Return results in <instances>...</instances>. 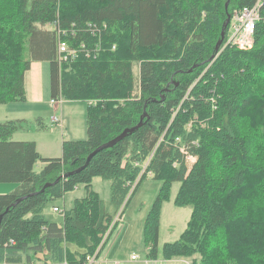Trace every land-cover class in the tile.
Segmentation results:
<instances>
[{"label":"trees","instance_id":"16d2710c","mask_svg":"<svg viewBox=\"0 0 264 264\" xmlns=\"http://www.w3.org/2000/svg\"><path fill=\"white\" fill-rule=\"evenodd\" d=\"M258 1L253 47L225 45L226 32L216 52L228 14ZM4 5L0 103L25 102V73L45 61L51 98L88 108L86 140H64L56 158H43L33 141L12 140L17 122L0 123V183L17 184L0 194V263L31 264L34 251L44 253V264H85L132 189L150 176L162 185L144 222L147 256L199 254L202 264H214L211 240L229 230L239 249L223 264H252L243 254L249 250L264 264V208L255 206L264 193L248 187L256 179L264 187V150L256 166L244 136L250 127L264 133V97L251 95L264 86V0H0ZM61 40L78 50L74 59L60 58ZM80 42L103 49L87 58ZM253 112V123L244 121ZM38 161L45 163L39 172ZM97 177L111 182L110 204L91 188ZM175 182L174 204L190 207L191 216L159 254L161 212ZM81 184L88 193L64 212L63 225L45 219L48 202Z\"/></svg>","mask_w":264,"mask_h":264},{"label":"rangeland","instance_id":"374dc122","mask_svg":"<svg viewBox=\"0 0 264 264\" xmlns=\"http://www.w3.org/2000/svg\"><path fill=\"white\" fill-rule=\"evenodd\" d=\"M8 6L9 5L1 6L0 14H3L5 10L8 9ZM46 27L52 28L51 25H47ZM103 27H106V24ZM99 39H101V37ZM100 48L103 49L102 47ZM25 58L27 59L28 56ZM134 70L138 75L139 68L136 66ZM138 83L137 85H139ZM45 86L46 89L44 90V94L38 102H10L6 105L0 103V123H6L8 121L17 122L18 128L12 134L11 139L33 141L37 144L38 150L43 158H56L62 156V142L64 140H86L88 106L84 101H71L63 98H60L56 104H52L50 81L48 82L47 75ZM246 91L247 93L251 92L247 89ZM259 91L260 92L253 90L251 92L255 101L257 100V96H260V99L264 97L261 95V92H264V86H262ZM254 113L255 112L250 115L249 119L244 118V121L247 120V122L253 123L250 122V120L254 121ZM53 116H58L60 119L63 117V125L60 126L52 123L51 118ZM197 121L200 123V126L203 128L205 127V121ZM256 128L257 127H250L248 130L249 134H244V136L247 145H250L252 148V156L255 158L253 163H255L256 166H260L259 164H261L262 161L259 160V156L261 151L264 150V133L260 134ZM194 162V156L188 159V163L193 164ZM44 165L45 163H43V161H38L35 170L37 172L41 171ZM161 185V180L147 176L136 188L134 187L132 189L119 209L121 210L122 216L117 226L115 227L116 224L113 225L112 221L114 217L107 225L106 231L111 227L112 230L109 233L111 236L99 255L100 260L104 259L107 261V263L103 264H112L113 261L117 260L121 261V264H144L147 256V249L143 243L144 222ZM16 186L17 184L15 183H0V194L10 193ZM110 187L111 182L100 177L95 178L91 186L93 190L99 193L102 199H109ZM248 187H250V191L260 190V192L264 193V187H260L259 179L253 181V183H248ZM179 188L180 183L175 182L172 187L170 200H167L163 205L161 212L159 254H161L165 243L174 242L180 238L191 216L190 207H177L174 204V199ZM87 193L88 190L86 186L81 184L74 191L66 193L63 198L51 200L46 204L43 211L45 219L62 223L64 220V212L72 209L75 200L85 197ZM255 200H259L255 203V206L262 210L264 208L262 204L264 203V194H257ZM54 206H58L61 211H54ZM104 233L101 239L106 235ZM230 239L233 240L229 230L228 232L227 230L222 232V234L217 233L216 237L212 238L210 247V251H212L210 260H213L212 263L223 264L224 262L227 263L228 259L233 260V255L237 252L234 249L239 248H237ZM202 240H204V237H202ZM233 241L235 242V240ZM76 248H79L81 251L84 249L82 245H78ZM253 252V250H249L247 253H241H250V259L248 261H252V264H256L258 263V261H256L257 255ZM132 256H135V258H132ZM253 257L256 258L254 259ZM191 258L192 259L178 257L165 260L160 255L159 260L152 262V264H192L195 261L202 264V257L199 254L191 256Z\"/></svg>","mask_w":264,"mask_h":264},{"label":"built area","instance_id":"2783aa9c","mask_svg":"<svg viewBox=\"0 0 264 264\" xmlns=\"http://www.w3.org/2000/svg\"><path fill=\"white\" fill-rule=\"evenodd\" d=\"M259 8H260V1H258L253 7L251 8H243L241 10H236L231 17L230 25L227 31V41L226 45H234L240 49H250L253 47L254 44V32L256 28L257 21L259 20ZM96 31L92 30V34H94ZM77 34V32H75ZM99 38L101 37L100 34H98ZM79 50L84 52L87 57L95 56L98 54L99 50H102L99 46L94 47L93 49H90L86 42H80L79 43ZM59 54L60 58L62 60H67L68 58L74 59L77 54L78 50L69 45V43L65 41L59 42ZM58 102L57 99H51L52 104H56ZM52 123L54 124H61V119L58 116H53L51 118ZM55 211H60L59 208L55 207ZM121 213L115 215L113 218L114 220L113 225L115 227L117 226L119 220V215ZM114 227V229H115ZM112 230V227L106 231L104 234H106L102 239L100 244L98 245L97 249L93 254H89L86 257L85 264H96L97 260L99 258V255L102 251V248L106 244L107 240L111 236L109 233ZM132 258H135V256H132ZM120 264V263H117Z\"/></svg>","mask_w":264,"mask_h":264},{"label":"crops","instance_id":"0c3cea01","mask_svg":"<svg viewBox=\"0 0 264 264\" xmlns=\"http://www.w3.org/2000/svg\"><path fill=\"white\" fill-rule=\"evenodd\" d=\"M46 75L48 77V82H49L50 81V64H49V62L34 61V62L31 63V68L28 71H26V73H25V88H26L27 100L24 103L30 102V101L38 102L39 100H41V98H42V96L44 94V90L46 89V86H45ZM50 91H51V86H50ZM86 103H87V106H88V102H86ZM63 122H64V118L62 117L61 118V124H59V125L62 126ZM16 141H20V140H16ZM37 150H38V147H37ZM47 158H50V157H47ZM78 187H76V188H78ZM103 200H104L105 203L107 202L106 204H110L108 202L111 200V187H110V197H109V199H103ZM109 206H110L109 207V211L112 213L113 206L112 205H109ZM55 207L59 208L58 206H54V208ZM54 208H53V210H54ZM59 210L61 211L60 208H59ZM60 211H56V212H60ZM119 211H121V210H119ZM121 216H122V213H121ZM50 222H52V221H50ZM63 222H64V220L62 221V223H58V222H56V223H58L59 225L60 224L63 225ZM70 248L72 249V252L77 251L76 248H73L71 246H70ZM146 253H147V250H146ZM28 256H29V258L31 260V264H44V253L43 252L29 251L28 252ZM158 260H159V258L154 260V259H151L149 256H146L144 264H150V263L152 264V262H155V261H158ZM169 260H171V259H169ZM113 262H112V264H117V263L121 264V261H119V260L113 261ZM103 263H107V261L104 260V259L100 260L98 258L97 264H103ZM0 264H10V263H0ZM24 264H30V263H24ZM47 264H53V263H47Z\"/></svg>","mask_w":264,"mask_h":264},{"label":"water","instance_id":"95a60500","mask_svg":"<svg viewBox=\"0 0 264 264\" xmlns=\"http://www.w3.org/2000/svg\"><path fill=\"white\" fill-rule=\"evenodd\" d=\"M230 21H231V16L230 14H228V17H227V20L226 22L224 23V27H223V30L221 32V39L217 42L216 44V52H218L220 50V46L222 45L224 39H225V36H226V32H227V29H228V26L230 24ZM142 124V122H141ZM141 124H139L136 128L134 129H130V130H126L124 133H122L120 136H118L116 139H114L113 141L109 142L108 144H105L101 147H99L97 150H95L88 158H87V163L86 165L89 163V161L91 160V158L100 150L106 148V147H110V146H114L118 141H120L121 139H123L124 137L127 136L128 132H132L133 130L137 129ZM85 165V166H86ZM83 166V167H85ZM51 184L48 183L44 186L43 188V191L48 187L50 186Z\"/></svg>","mask_w":264,"mask_h":264},{"label":"bare ground","instance_id":"6f19581e","mask_svg":"<svg viewBox=\"0 0 264 264\" xmlns=\"http://www.w3.org/2000/svg\"><path fill=\"white\" fill-rule=\"evenodd\" d=\"M259 11H260V10H259ZM104 30H105V29H104ZM91 35H92V34H91ZM95 46H96V45H95ZM95 46H94V47H95ZM87 58H88V57H87ZM135 184H136V183H135ZM134 186H135V185H134ZM119 212L121 213V211H119ZM119 212H118V213H119ZM118 213H117V214H118ZM119 218H121V214L119 215Z\"/></svg>","mask_w":264,"mask_h":264}]
</instances>
